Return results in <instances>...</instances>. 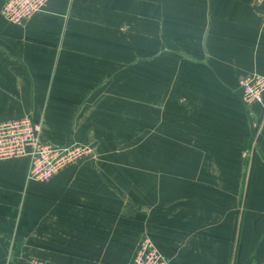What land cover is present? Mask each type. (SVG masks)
<instances>
[{
	"label": "crops",
	"instance_id": "1",
	"mask_svg": "<svg viewBox=\"0 0 264 264\" xmlns=\"http://www.w3.org/2000/svg\"><path fill=\"white\" fill-rule=\"evenodd\" d=\"M4 2L0 124L90 151L45 183L0 162V264H130L146 237L165 264H247L240 81L264 76V3L51 0L11 24Z\"/></svg>",
	"mask_w": 264,
	"mask_h": 264
},
{
	"label": "built area",
	"instance_id": "2",
	"mask_svg": "<svg viewBox=\"0 0 264 264\" xmlns=\"http://www.w3.org/2000/svg\"><path fill=\"white\" fill-rule=\"evenodd\" d=\"M51 0H5L2 18L11 24L30 21L42 12ZM264 3V0H258ZM242 100L246 106L264 103V76L253 72L241 81ZM90 151L89 146L76 143L57 145L45 140L41 127L31 118L0 124V162L28 158V181L50 182L68 166L77 163ZM30 264H54L33 260ZM130 264H165V259L151 239L146 237L139 245Z\"/></svg>",
	"mask_w": 264,
	"mask_h": 264
},
{
	"label": "rangeland",
	"instance_id": "3",
	"mask_svg": "<svg viewBox=\"0 0 264 264\" xmlns=\"http://www.w3.org/2000/svg\"><path fill=\"white\" fill-rule=\"evenodd\" d=\"M242 81V80H241ZM240 81V83H241ZM241 87V84H240ZM242 99V94L240 95ZM243 101V100H242ZM248 108V115L250 121V125H252V131L254 136H252V141L248 142L249 145H246L244 157L242 162V166L246 167L247 175H246V185L245 189L241 191L243 196L244 204H242V210L240 215V229H242L243 224L246 223L248 238L247 242L251 244L248 247L247 253V264H264V242L260 241V235H264V229L262 233L258 230H255V219L262 217L264 219V175L256 173L254 175L253 169L255 166H264V157L261 155V149L264 147V103L261 104V110H258V114L256 111H252L253 106H246ZM256 118V121H255ZM257 182L263 183V186L260 184L257 185ZM261 193L258 198L253 196L256 192ZM260 247V254L254 257L256 247ZM125 255V254H124ZM124 255H100L104 258H110V256H124ZM130 254H127L129 256ZM91 255H87L89 257ZM256 259V260H255Z\"/></svg>",
	"mask_w": 264,
	"mask_h": 264
},
{
	"label": "water",
	"instance_id": "4",
	"mask_svg": "<svg viewBox=\"0 0 264 264\" xmlns=\"http://www.w3.org/2000/svg\"><path fill=\"white\" fill-rule=\"evenodd\" d=\"M94 148V145L91 147V149H93Z\"/></svg>",
	"mask_w": 264,
	"mask_h": 264
}]
</instances>
